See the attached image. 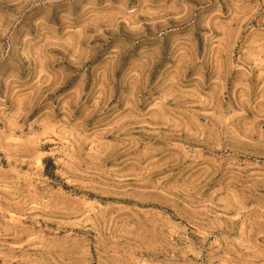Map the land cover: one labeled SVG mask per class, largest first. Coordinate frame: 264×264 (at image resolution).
Instances as JSON below:
<instances>
[{"label":"rangeland","instance_id":"1","mask_svg":"<svg viewBox=\"0 0 264 264\" xmlns=\"http://www.w3.org/2000/svg\"><path fill=\"white\" fill-rule=\"evenodd\" d=\"M0 264H264V0H0Z\"/></svg>","mask_w":264,"mask_h":264}]
</instances>
